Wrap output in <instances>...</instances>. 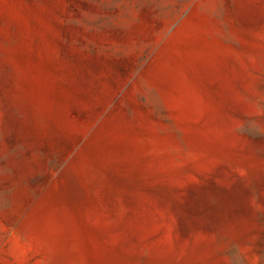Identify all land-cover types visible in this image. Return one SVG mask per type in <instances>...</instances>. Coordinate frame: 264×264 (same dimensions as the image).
<instances>
[{
  "label": "rangeland",
  "instance_id": "374dc122",
  "mask_svg": "<svg viewBox=\"0 0 264 264\" xmlns=\"http://www.w3.org/2000/svg\"><path fill=\"white\" fill-rule=\"evenodd\" d=\"M0 264H264V0H0Z\"/></svg>",
  "mask_w": 264,
  "mask_h": 264
}]
</instances>
